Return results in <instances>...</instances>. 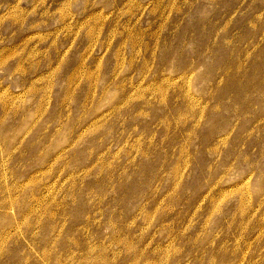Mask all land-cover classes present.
Returning a JSON list of instances; mask_svg holds the SVG:
<instances>
[{
    "label": "rangeland",
    "instance_id": "1",
    "mask_svg": "<svg viewBox=\"0 0 264 264\" xmlns=\"http://www.w3.org/2000/svg\"><path fill=\"white\" fill-rule=\"evenodd\" d=\"M0 264H264V0H0Z\"/></svg>",
    "mask_w": 264,
    "mask_h": 264
},
{
    "label": "bare ground",
    "instance_id": "2",
    "mask_svg": "<svg viewBox=\"0 0 264 264\" xmlns=\"http://www.w3.org/2000/svg\"><path fill=\"white\" fill-rule=\"evenodd\" d=\"M190 105H191V104H190ZM190 105H189V107H190ZM192 105H193V104H192ZM192 105H191V106H192ZM192 107H194V105H193ZM190 110H191V109H190ZM190 110H189V111H190Z\"/></svg>",
    "mask_w": 264,
    "mask_h": 264
}]
</instances>
